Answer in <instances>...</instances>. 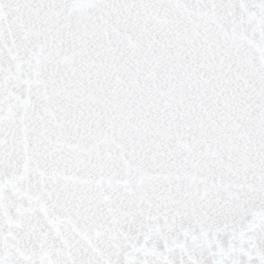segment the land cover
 <instances>
[{"label": "snow or ice", "instance_id": "obj_1", "mask_svg": "<svg viewBox=\"0 0 264 264\" xmlns=\"http://www.w3.org/2000/svg\"><path fill=\"white\" fill-rule=\"evenodd\" d=\"M0 264H264V0H0Z\"/></svg>", "mask_w": 264, "mask_h": 264}]
</instances>
